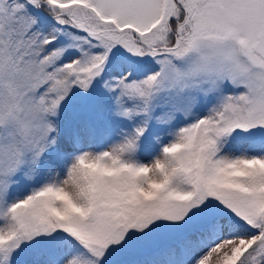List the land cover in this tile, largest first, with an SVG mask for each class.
Returning a JSON list of instances; mask_svg holds the SVG:
<instances>
[{"label":"snow or ice","instance_id":"snow-or-ice-1","mask_svg":"<svg viewBox=\"0 0 264 264\" xmlns=\"http://www.w3.org/2000/svg\"><path fill=\"white\" fill-rule=\"evenodd\" d=\"M0 264H264V0H0Z\"/></svg>","mask_w":264,"mask_h":264},{"label":"clouds","instance_id":"clouds-1","mask_svg":"<svg viewBox=\"0 0 264 264\" xmlns=\"http://www.w3.org/2000/svg\"><path fill=\"white\" fill-rule=\"evenodd\" d=\"M153 178H154V179H158V178H157V177H155V176H154Z\"/></svg>","mask_w":264,"mask_h":264}]
</instances>
